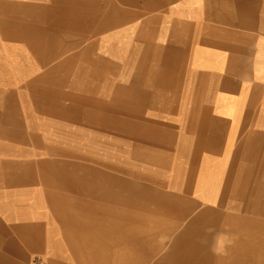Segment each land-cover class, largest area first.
<instances>
[{
	"label": "crops",
	"instance_id": "1",
	"mask_svg": "<svg viewBox=\"0 0 264 264\" xmlns=\"http://www.w3.org/2000/svg\"><path fill=\"white\" fill-rule=\"evenodd\" d=\"M102 38L113 50L122 41L126 64L139 43L141 77H147V91L156 93L157 108H200L205 118L188 119L186 128L167 127L181 141L173 146L131 141L128 146L146 164L133 167L127 159L119 179L114 171L102 181L95 149L93 164L74 165L92 172L87 197L94 209L109 206L107 217L89 216L91 233H81L67 229L72 217L51 209L53 195L61 207L69 204L66 192H44L38 179L44 181L39 171L47 167L61 172L52 186H69L68 158L52 157L54 72L68 79L70 60H91L80 76L83 84L99 85L95 62L102 57ZM69 49L72 54L64 56ZM55 60L62 61L56 68ZM110 69L112 75H132L129 67L123 73ZM124 90L132 92L133 85ZM37 93H44V146L28 126L36 123ZM66 155L62 149L57 156ZM154 164H163L171 180L146 173ZM134 215L147 216L148 226L138 228L130 220ZM99 218L108 223L106 264H127L135 235H156L161 245L166 235L186 232L199 244L205 237L207 249L221 259L246 252L264 264V0H0V264H32L37 258L46 264H99ZM226 235L231 238L223 244Z\"/></svg>",
	"mask_w": 264,
	"mask_h": 264
},
{
	"label": "rangeland",
	"instance_id": "2",
	"mask_svg": "<svg viewBox=\"0 0 264 264\" xmlns=\"http://www.w3.org/2000/svg\"><path fill=\"white\" fill-rule=\"evenodd\" d=\"M121 39H124L123 36ZM101 41L102 57L100 61L95 62L101 72L99 85H93V83L86 84V82L83 84V77L80 76V74L90 70L88 69V65L92 62L91 60H70L69 67L66 69L70 74L68 79H64L66 76L63 78L60 76L64 80L58 79L59 75L57 76V71L54 72L52 125H50L52 132L51 143L53 147L52 157L54 159L68 158L70 163H68V188L57 185L52 186L60 180V178L56 179L53 177L61 172H52L47 167L43 171H39L45 178L44 181L40 178L38 179L39 189H42L44 192H66L69 202L73 201L72 203L77 209L80 207V203L76 201L82 200L84 198L83 195H86L88 192L87 196L91 195L92 184L87 180L92 179V172L89 175L88 171H78V168L74 165L82 163L93 164L94 149L97 151V155H100L102 181L105 179L108 180V175L114 173V171L117 175L116 178L119 179L121 175H124V171L121 170L124 169L127 159L129 164H133V167H137L139 163L140 167L141 164H146L141 160L142 157L139 156V150L128 146L130 143L133 142L134 144L136 141H144L158 143L161 146H173V142L175 144L176 141H181L179 139L177 140L172 131L168 130L167 127L183 125L186 128L185 123L188 119L205 118L204 109L200 112V108L197 109L198 111H194V109L189 107H181L176 112V109L174 110L173 108L156 107V93L147 91V77H141V48L139 43H134L132 54L134 57L129 61V64H126L124 56L127 51L125 52L121 48L120 44L122 41L114 43V50L107 43L106 39L102 38ZM72 50H64L66 52L64 56L71 55L72 53L70 52ZM61 62L60 60H55L54 68L60 65ZM110 67H113V69L117 67V71L121 73H123L125 67L132 68V75L109 74L113 71ZM85 79L87 80L88 77L85 76ZM132 85V92H126L124 90V88H129ZM98 88L100 89L96 90ZM36 101L38 107L37 119H35L36 123H28V126L30 131L36 132L38 146H44V140L41 141V137L44 136V131L48 129V124L44 123V119H40V110L44 105V93H37ZM192 113H197V117L192 118ZM176 114L181 119H172V116ZM184 117L186 119H183ZM62 149L67 151L68 156H57ZM45 157L38 156L37 159H43ZM154 158L150 157L149 161H152ZM163 166V164L147 166L148 168L151 167L149 168L151 171H146V173L155 175L161 181H164L162 179L163 177L167 178L165 181L171 180L168 179V175L171 174L166 169L164 172L162 171L164 169L162 168ZM75 173L77 175L78 173L83 174L84 181L77 182L78 180L73 177ZM134 179L136 178L134 177ZM76 183H79L80 186H73ZM87 199L89 200L90 198L87 197ZM47 209L49 208L46 205ZM78 213L76 216L81 217V213ZM62 214L65 216L69 215L68 217L71 216L68 212ZM183 225V222H181V226ZM211 232L212 229L209 230V233ZM213 236L214 245L218 243L219 237L218 233ZM173 237L165 236L166 247L171 244ZM230 238L231 236L226 235L221 242L223 243L224 241L227 244L229 240L226 241V239ZM39 259H35L32 264H35V261ZM43 264L46 263L43 262Z\"/></svg>",
	"mask_w": 264,
	"mask_h": 264
},
{
	"label": "bare ground",
	"instance_id": "3",
	"mask_svg": "<svg viewBox=\"0 0 264 264\" xmlns=\"http://www.w3.org/2000/svg\"><path fill=\"white\" fill-rule=\"evenodd\" d=\"M73 177L77 180L84 179V176L81 173H78V175L75 173L73 174ZM87 194L83 195L84 198L81 200L80 207L78 209L73 205L72 202H69L67 205L63 204L61 207L60 202L55 203L56 198H53L54 195L51 196V200L53 202L51 204L52 211H57L59 216L64 212L71 214L70 217L72 218L68 219L69 221H67L68 223L66 225L67 229L70 231L75 232L77 230L81 233H91L93 231V221L92 217L89 216H92L93 213H95L97 216L100 215L101 217L102 215H105L106 217L109 215L108 205L104 206L102 204L98 206L97 209H94L93 203L87 199ZM119 201L122 202L123 200ZM134 207H144L146 210L145 205L138 204L134 205ZM148 210H157V208L149 205ZM78 212H80L82 215V218L80 219L76 216ZM157 214L158 213L155 211L153 215L156 216ZM62 215L65 216L64 214ZM114 216L117 218L124 217L118 213H115ZM122 220L124 221V219ZM130 220L133 221L138 228L142 227V225L148 226L149 224V219L147 216L134 215V217H132ZM150 225H152L153 228L157 226V224L152 220L150 221ZM95 228H99V232L96 233H99L100 235V239L98 240V251L100 252V255L97 258L95 256L94 261L98 259L99 264H106L108 262V234L106 232L108 223L102 218H99L98 223L95 224ZM156 237V235L152 234L147 236L139 234L135 235L134 241L132 243V259H130L127 264H216L217 262H224V264H235V262L238 264H257L258 262V259L254 260L253 255L247 254L246 252H242L239 256H224V258L221 259L220 257L213 255V253L207 249L205 244H199V242L195 241L194 239L196 237L191 235L190 232H186L184 235H176L173 237L169 247H166V243L164 242L161 245H157L155 242ZM205 242L206 239L204 237V243ZM119 249H123V246H117V251ZM90 250L87 251L88 254L90 253L92 256L90 261H93V250ZM95 251H97L96 248ZM119 254L121 255L122 253L119 252ZM86 256L87 255H85V257ZM236 258H238V260ZM230 260H233V262H230ZM259 261L263 262L264 259H259Z\"/></svg>",
	"mask_w": 264,
	"mask_h": 264
},
{
	"label": "built area",
	"instance_id": "4",
	"mask_svg": "<svg viewBox=\"0 0 264 264\" xmlns=\"http://www.w3.org/2000/svg\"><path fill=\"white\" fill-rule=\"evenodd\" d=\"M35 264H43V260H37V261H35Z\"/></svg>",
	"mask_w": 264,
	"mask_h": 264
}]
</instances>
